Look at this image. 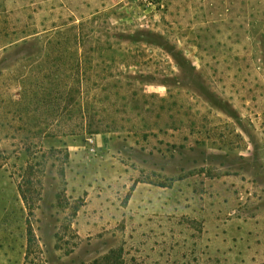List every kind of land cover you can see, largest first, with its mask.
Segmentation results:
<instances>
[{"label": "rangeland", "instance_id": "rangeland-1", "mask_svg": "<svg viewBox=\"0 0 264 264\" xmlns=\"http://www.w3.org/2000/svg\"><path fill=\"white\" fill-rule=\"evenodd\" d=\"M105 263L264 264V0H0V264Z\"/></svg>", "mask_w": 264, "mask_h": 264}, {"label": "trees", "instance_id": "trees-1", "mask_svg": "<svg viewBox=\"0 0 264 264\" xmlns=\"http://www.w3.org/2000/svg\"><path fill=\"white\" fill-rule=\"evenodd\" d=\"M60 85H61V84H60ZM59 89H60V90H59ZM64 91H65V90L61 89V87H60V88L58 87V94L62 95V97H63V95L67 96V94H68V90H66L65 92H64ZM65 96H64V97H65ZM67 109H68V108H65V109L63 110V108H62L61 113H62L63 111L65 112ZM64 112H63V113H64ZM83 128H84V127H83ZM84 130H85V129H84ZM72 133H74V131H72L71 134H72ZM105 264H106V263H105Z\"/></svg>", "mask_w": 264, "mask_h": 264}, {"label": "crops", "instance_id": "crops-1", "mask_svg": "<svg viewBox=\"0 0 264 264\" xmlns=\"http://www.w3.org/2000/svg\"><path fill=\"white\" fill-rule=\"evenodd\" d=\"M72 143H74V141H69V143H68V145H69L68 148H69V149H72V148L74 149V146H75L77 143H79V142H77V143L75 142L73 145H71Z\"/></svg>", "mask_w": 264, "mask_h": 264}, {"label": "built area", "instance_id": "built-area-1", "mask_svg": "<svg viewBox=\"0 0 264 264\" xmlns=\"http://www.w3.org/2000/svg\"><path fill=\"white\" fill-rule=\"evenodd\" d=\"M90 142H92V140H90Z\"/></svg>", "mask_w": 264, "mask_h": 264}]
</instances>
